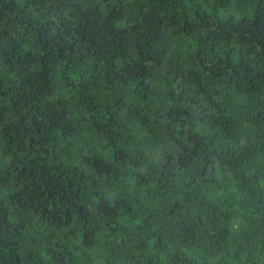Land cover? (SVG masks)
Masks as SVG:
<instances>
[{"label": "trees", "instance_id": "1", "mask_svg": "<svg viewBox=\"0 0 264 264\" xmlns=\"http://www.w3.org/2000/svg\"><path fill=\"white\" fill-rule=\"evenodd\" d=\"M0 264H264V0H0Z\"/></svg>", "mask_w": 264, "mask_h": 264}]
</instances>
